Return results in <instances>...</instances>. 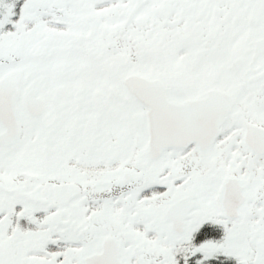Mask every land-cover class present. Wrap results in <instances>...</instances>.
I'll list each match as a JSON object with an SVG mask.
<instances>
[{
    "label": "snow or ice",
    "instance_id": "obj_1",
    "mask_svg": "<svg viewBox=\"0 0 264 264\" xmlns=\"http://www.w3.org/2000/svg\"><path fill=\"white\" fill-rule=\"evenodd\" d=\"M0 264H264V0H0Z\"/></svg>",
    "mask_w": 264,
    "mask_h": 264
}]
</instances>
